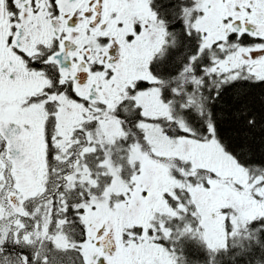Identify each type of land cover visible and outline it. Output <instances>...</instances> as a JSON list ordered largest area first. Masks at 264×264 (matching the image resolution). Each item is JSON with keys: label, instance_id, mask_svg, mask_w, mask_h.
I'll return each instance as SVG.
<instances>
[{"label": "snow or ice", "instance_id": "6c2138e0", "mask_svg": "<svg viewBox=\"0 0 264 264\" xmlns=\"http://www.w3.org/2000/svg\"><path fill=\"white\" fill-rule=\"evenodd\" d=\"M0 264H264V0H0Z\"/></svg>", "mask_w": 264, "mask_h": 264}, {"label": "trees", "instance_id": "16d2710c", "mask_svg": "<svg viewBox=\"0 0 264 264\" xmlns=\"http://www.w3.org/2000/svg\"><path fill=\"white\" fill-rule=\"evenodd\" d=\"M256 147H259V145H257Z\"/></svg>", "mask_w": 264, "mask_h": 264}]
</instances>
